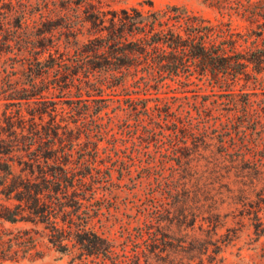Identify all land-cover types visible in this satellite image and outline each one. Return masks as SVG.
Returning <instances> with one entry per match:
<instances>
[{"label":"rangeland","instance_id":"374dc122","mask_svg":"<svg viewBox=\"0 0 264 264\" xmlns=\"http://www.w3.org/2000/svg\"><path fill=\"white\" fill-rule=\"evenodd\" d=\"M248 1H229L228 6H223V0H218V5L208 0H23L28 24L23 34V50L16 55L0 52V264H264V165L259 171L248 169L243 164L233 165L223 155L220 146L222 138L228 140L221 134L225 128H229L237 144L246 141L249 145L259 138V133L250 134L255 112L262 116L264 123V96L259 87L252 91L254 94L244 95L243 90H251L254 86L240 81L232 88L234 96L229 97L210 78L192 77L193 84L187 88L179 82L167 81L168 87L157 93L162 102H173L171 97L174 95L179 97L175 102H181L185 110H191L194 126L200 119L196 111L204 110L203 115L209 114L214 118L212 123H216L217 130L210 129L206 138L188 137L186 147L169 148L167 152L150 143L149 149H144L137 157L142 161L147 157L154 159L153 174L163 170L170 178L176 172L175 178L190 190L201 187L210 195L193 225L191 219L183 222V218L175 212L171 217L172 224L165 223L164 227L172 240L168 253L148 255L146 259L142 253L146 245L138 242L140 224L136 217L143 209L152 211L162 206L166 199L161 194L152 197L160 187L153 178L151 183L138 182L142 173L140 169L134 167L131 175L122 173L131 159L133 141H128V138L135 127V118L122 109L130 101L127 94H132L133 98L142 95H136L138 92L132 87L127 90L107 82L99 91H90V94L83 91V100H88L86 96L91 95L90 100L94 101H78L77 86L83 79L82 76H75L73 84L65 82L75 73L69 61L74 50L63 44L65 29L58 25V17L64 13L61 8L63 2H68L72 9L76 7L74 3L82 5L89 2L103 11L137 8L143 13L166 6H180L191 15L201 16L213 23L230 20L236 33L250 34L248 43H243L242 48H262L264 37L257 36L264 28L262 20L258 18L251 22L243 15H236L238 7L245 6ZM83 8L68 11V16L74 18L82 13ZM43 34L45 37H42ZM62 53L67 54L64 58L68 60L65 62L68 72H64L65 69L59 71L55 65L45 81H41L39 74L44 66L57 64ZM258 77L264 86V71ZM32 78H37L35 85L31 82ZM154 93L151 91L148 106H153ZM184 96V99L181 98ZM25 97L28 99L19 100ZM230 100L232 102L228 103ZM246 100L251 102V106L249 117L244 119L240 116ZM99 107L102 109L95 115ZM144 124L148 122L144 121ZM95 126L107 131L103 134L90 133L100 149V169L87 175L83 189L77 190L89 200L83 202L85 207L91 205L90 209L101 210L97 215L91 213L90 227L111 241L115 257L109 260L95 256L80 257V251L71 243L63 249L52 243L50 225L30 214L24 202L17 200L16 192L21 188V179L30 178L34 182L37 175L35 172L30 177L24 165L30 153L21 145L11 149L16 144L14 142L22 138H37V142L43 143L53 140L56 144L58 137L69 131L78 138L73 152L76 163L86 154L87 130ZM161 126L168 135L163 139L165 143H177L184 137L183 131L174 133L173 124ZM180 126L178 124V128ZM238 128L248 135L243 137ZM135 143L146 146L141 138L135 137ZM113 144L117 147L112 148ZM259 148L264 149V140H259ZM117 157L124 163L116 161ZM176 158H181L184 163L179 170ZM49 163L54 164L52 160ZM81 173L87 172L77 170L76 174ZM240 189L245 192L242 197L237 196ZM89 190L94 191L93 200L89 199ZM208 210L210 213L207 214ZM254 212L257 213L256 218ZM9 214H17L16 222L5 219L4 216ZM210 216L211 223L210 219H205ZM59 226H62L61 222ZM222 240L226 242L218 253L216 246Z\"/></svg>","mask_w":264,"mask_h":264},{"label":"trees","instance_id":"16d2710c","mask_svg":"<svg viewBox=\"0 0 264 264\" xmlns=\"http://www.w3.org/2000/svg\"><path fill=\"white\" fill-rule=\"evenodd\" d=\"M208 1L218 5V0ZM229 1L237 0H223V6H228ZM67 3L63 2L61 6L64 13L58 17L60 22L58 25L65 29L63 44L74 50L73 58L69 61L75 73L70 78H66L65 82L73 84L75 76L78 78L82 76L83 79L81 80L83 84L77 86L78 101H89L92 96L87 95L88 100H83V91L85 94L99 91L107 82L108 85L127 90L132 87L138 92L135 93L136 95H142L133 98L132 94H127L130 101L122 109L135 118V127L128 138V141H133L131 159L122 173L131 175L135 167L142 171L139 174V183L144 181L151 183L152 178L158 182L160 187L152 197L161 194L166 199V203L155 207L152 211L143 209L136 217L140 224L138 242H144L146 245L142 250L146 259L152 255L160 256L168 253L172 240L169 233L164 230L165 223L172 224V218L175 212H178L183 222L189 218L193 225L210 195L201 187L190 190L186 184L180 183L175 178L176 172L170 178L163 170L158 171L156 175L153 174L154 159L147 157L142 161L137 160V157L139 158L144 149H149L150 143L163 152H167L169 148L186 147L188 137L206 138L207 132L210 129L217 130V126L215 122L212 123L214 118L211 115H203L204 110L196 111L200 119L194 126V115L191 110H185L183 103L175 102L180 99L179 97L174 95L171 97L173 102H162V98L157 96V93L162 88L168 87L167 81L179 82L187 88L193 84L192 77H208L229 97L234 96L232 88L240 81L254 86L251 90H243L244 95L254 94L252 91L258 86L264 96V86L260 84L258 77L264 71V46L262 48L255 46L246 50L242 48V44L248 43L250 34L236 33L230 20L213 23L201 16L191 15L180 6H166L161 10H149L143 13L137 8L103 11L89 2L82 5L74 3L76 7L72 9ZM81 7H84L82 13L74 18L68 16V11L80 10ZM26 14L23 0H0V40L2 41L0 52L15 54L23 50V34L28 27ZM236 15H243L251 22L259 18L263 26L264 2L249 0L245 6L238 7ZM259 33L258 37H264V28ZM42 37L45 35L43 34ZM83 37L85 39L81 41ZM65 56L67 54L62 53L57 64L44 66L39 74L41 81H45L49 70L55 65L59 71L65 69L64 72H68L65 68V62L68 61ZM49 57L52 55L49 54ZM36 79L32 78L33 85ZM181 80L184 82H180ZM151 91L155 92L156 97L153 98V106H148L147 103L151 101ZM26 97L19 100H27ZM181 98L184 99L185 96ZM231 102L232 100L228 101ZM249 106L251 102L246 100L240 118L249 117ZM101 109L99 107L95 115ZM184 114L185 116L182 117ZM261 117L257 112L253 115L250 134L259 133V138L251 141L249 145L246 141L237 144L229 128L222 130L221 134L228 137V140L222 138L220 146L223 155L231 164L247 165L248 169L254 171H259L264 165V149L259 148V140H264L262 136L264 123ZM144 121L148 124H144ZM167 124L175 126L174 133L183 131L182 140L177 143L163 142L168 135L161 125L167 126ZM178 124L181 128H178ZM9 127L12 129L13 125ZM87 131L86 154L76 163L73 152L78 138L69 131H64L56 140V144L53 140L46 143L37 142V138L21 137L22 140L15 141L12 150L13 147L20 148L21 145L22 149L30 153L28 162H24L30 177L37 173L34 182L30 181V178H24L23 181L21 179V188L16 192L17 200L24 202L30 214L40 217L44 223L50 225L52 229L50 239L60 249L67 248L71 243L80 251V257L95 256L109 260L115 257L111 241L101 237L90 227L93 216L91 213L97 215L101 210L90 209L91 205L85 207L83 202L89 200L84 196L85 194L77 190L83 189L87 175L100 169L98 166L100 149L97 142L90 137V133L107 132L98 126ZM237 131L243 134V137L248 135L241 128ZM135 137L141 138L146 146L136 144ZM116 147L117 145L113 144L112 148ZM116 159L124 163L119 157ZM176 159L179 170L184 163L181 158ZM50 160L54 164L49 163ZM77 170H85L87 173L77 176ZM237 193V196L242 197L245 192L240 189ZM93 196L94 191L89 190V199L93 200L91 198ZM254 213L256 218L257 213ZM16 215L9 214L4 217L10 222H16ZM205 219H210L211 223L212 216ZM60 222L62 226H59ZM225 242V240L218 241V247L216 246L218 253Z\"/></svg>","mask_w":264,"mask_h":264}]
</instances>
